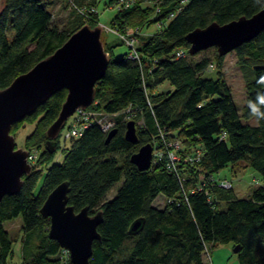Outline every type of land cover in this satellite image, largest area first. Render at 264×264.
Wrapping results in <instances>:
<instances>
[{"label": "trees", "instance_id": "1", "mask_svg": "<svg viewBox=\"0 0 264 264\" xmlns=\"http://www.w3.org/2000/svg\"><path fill=\"white\" fill-rule=\"evenodd\" d=\"M65 1L73 9L68 24L60 28L53 24L52 12L43 0H3L0 90L51 56L82 27H98L99 17L92 12L96 0ZM149 2L156 7L135 2L117 11L112 25L121 34L132 26H143L153 14L149 22L162 26L140 39L138 61L128 59V53L114 55L117 47L126 46L118 36L119 43H103L109 65L95 86L94 104L89 107L110 114L129 106L138 109L141 114L134 119L136 126L140 123L137 143L125 139L127 122L117 125V134L108 144V134L92 126L71 141L63 163L52 164L61 133L52 153L47 148V131L61 112L66 89L14 124L13 136L23 123H36L25 150L41 154L37 165H31V173L23 177L21 190L0 202V264H10L14 257L15 241L4 224L18 217L22 218V264H71L58 242L50 239V220L41 214L47 197L63 183L69 184V205L76 213L88 208L89 215L103 216L90 264H205L209 246L226 245L239 247L235 253L239 264H264V186L242 199L233 187L222 189L202 180L204 176L230 181L220 173L230 167L234 174L244 163L264 181V31L232 52L246 78L247 105L241 114L221 72L226 56L215 49V60L208 56L196 60L208 50L190 55L186 39L194 30L213 23L226 25L251 18L264 9V0ZM180 51L184 56L178 58ZM214 66L216 78L207 77ZM165 84L172 90L158 92ZM163 134L182 142L180 154L199 151V162L181 163L177 171H171L163 156L149 170L139 171L131 157L148 144L161 148ZM120 182L116 196L108 200ZM160 195L166 199L163 209L154 206ZM136 221L141 226L132 232Z\"/></svg>", "mask_w": 264, "mask_h": 264}, {"label": "water", "instance_id": "2", "mask_svg": "<svg viewBox=\"0 0 264 264\" xmlns=\"http://www.w3.org/2000/svg\"><path fill=\"white\" fill-rule=\"evenodd\" d=\"M103 28L84 26L51 56L37 63L29 72L17 77L11 85L0 90V202L5 196L17 194L23 177L32 171L28 162L29 151L17 149L11 134L12 126L31 116L56 92L66 89L68 94L57 120L48 129L50 141L47 148L53 153L58 138L67 121L78 111L94 104L95 86L108 69L109 55L101 40ZM264 31V9L251 18L242 17L226 25L213 23L205 29H196L187 35L190 55L212 48L226 56L243 44L250 42ZM117 134L108 133L106 144ZM125 139L137 143L134 121L126 124ZM153 148L150 144L140 148L131 157L139 171L149 170ZM69 184L59 185L47 197L41 214L50 220L49 237L58 242L70 255L71 264H90L93 243L100 240L98 227L103 222L101 213L89 215L88 208L76 213L69 205ZM141 226L136 221L131 231ZM239 247L234 248L238 253Z\"/></svg>", "mask_w": 264, "mask_h": 264}, {"label": "rangeland", "instance_id": "3", "mask_svg": "<svg viewBox=\"0 0 264 264\" xmlns=\"http://www.w3.org/2000/svg\"><path fill=\"white\" fill-rule=\"evenodd\" d=\"M49 10L52 12L53 15V24L58 25L60 28H64L69 20L70 15L72 13V3L67 2L65 0H43ZM128 1V0H126ZM97 5L95 8V14L99 17V23L96 26H100L103 28L102 33V42L108 45H113L119 43L120 40L116 36V34L112 31H115L112 25V21L117 14L116 5L120 0H114L113 2L110 0H96ZM141 3L145 7H153L155 6L154 3H150L149 0H132V3ZM3 0H0V7L2 6ZM109 3V4H108ZM156 7V6H155ZM158 10V8L156 9ZM85 11V10H84ZM87 12V11H86ZM84 12V13H86ZM153 14V13H152ZM87 17L90 16L86 14ZM86 17V19H87ZM155 14L151 15L150 20H153ZM145 22L141 25V27L132 26L126 30V33L122 35H130L135 36L137 40L136 46H138L139 41L142 37H149L158 32L159 25H154L153 22ZM157 24V23H156ZM160 24V23H158ZM95 26V27H96ZM116 32V31H115ZM138 32V33H137ZM121 35V33H119ZM13 35V33H12ZM11 37V35H10ZM128 47L126 46H119L114 50V55L116 57L124 55L128 53ZM203 56L211 57L215 60V48L209 49L206 53L196 57V60L200 59ZM216 67L210 68V71L207 73V77L216 78ZM221 72L232 90V96L238 108V112L241 114L243 107L247 105V97L245 92V74L243 70L237 65V59L234 53H230L226 55L223 67ZM165 90H172V88L165 84L158 89V92H162ZM89 108V107H88ZM87 109V108H86ZM70 120V119H69ZM67 121L69 123L70 121ZM130 121H135L134 119ZM129 122V121H128ZM255 124V121L253 122ZM140 124V123H139ZM139 124L136 126L138 127ZM36 123H23L21 127H19L15 131V143L17 149H24L26 147V139L27 137L34 131ZM65 130V129H64ZM71 148V141L65 142L63 140V136L60 137V144L58 152L52 162V164H61L64 161L67 151ZM30 153V152H29ZM34 153V154H33ZM30 155H33L34 161L33 163H29L30 165L34 164L37 165V157L40 156L41 151H33ZM153 159V156H152ZM45 168V167H42ZM221 176H227L230 178V181L233 183V189L238 196V198H247L254 189L264 186V181L260 177V175L252 170L251 168H245V164L241 163L236 167V171L234 174L230 173V167L224 169L221 173ZM43 183V178L40 179L38 183L37 190L40 189ZM121 186V182L116 184L114 188L110 191L107 195V199L111 200L116 196L117 190ZM166 205V199L164 196L160 195L156 201L154 202V206L158 209H163ZM5 229L9 232L11 238L15 241L14 243V257L9 262L10 264H22V257H21V239L23 236L22 233V218L18 217L12 221H8L4 224ZM209 255L215 254V258L218 257L221 260V264H225L227 259L231 256L233 261L229 264H239L237 260V256L234 253V247L230 246H218L216 248H212L211 246L208 247ZM221 258V259H220ZM206 262L209 263V258L205 255Z\"/></svg>", "mask_w": 264, "mask_h": 264}, {"label": "built area", "instance_id": "4", "mask_svg": "<svg viewBox=\"0 0 264 264\" xmlns=\"http://www.w3.org/2000/svg\"><path fill=\"white\" fill-rule=\"evenodd\" d=\"M133 6V3L126 0H120V2L116 5V10H124L129 7ZM95 12V9L92 10ZM162 25L159 24V27ZM118 36L129 48V52L127 55L128 59L131 60H139L138 50H137V40L135 36L130 35H120L119 32L112 31ZM138 33V32H137ZM184 53L181 51L177 53V57H183ZM138 114L141 112L138 109H134L133 107L129 106L126 110L116 113L110 114L101 111H96L93 109H84L78 110L71 118L70 122L66 123L65 130L62 129L61 136H63V140L67 141H74L80 139L84 133L91 128L92 126H98L102 133L108 134L112 130L116 129L119 123H126L132 119H135ZM168 134L161 135L162 140V147H152L153 148V159L152 162L160 161L163 159V156H167V167L171 171H177V166L181 163L194 165L200 160V152H196L195 154H180L182 148V142L178 139H171L168 140ZM34 156L30 155L28 158L29 163H33ZM204 183L209 182L212 186H218L222 189H231L233 184L231 181L226 179H220L218 177H211L206 178L202 177ZM64 253L70 258V255L67 251L64 250ZM207 257L209 258V254L206 253Z\"/></svg>", "mask_w": 264, "mask_h": 264}, {"label": "crops", "instance_id": "5", "mask_svg": "<svg viewBox=\"0 0 264 264\" xmlns=\"http://www.w3.org/2000/svg\"><path fill=\"white\" fill-rule=\"evenodd\" d=\"M226 246H230V245H226ZM220 259H221V258H220ZM208 260H209V263H210V264H221V260H219L218 257L215 258V254H213L212 256L210 255ZM231 260L233 261L232 257L230 256V257L227 259V261L225 262V264H229ZM232 261H231V262H232ZM204 263H205V264H208V263L206 262L205 257H204Z\"/></svg>", "mask_w": 264, "mask_h": 264}]
</instances>
